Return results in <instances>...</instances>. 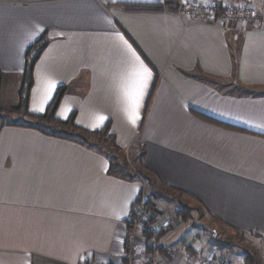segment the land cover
Segmentation results:
<instances>
[{"label":"crops","instance_id":"1","mask_svg":"<svg viewBox=\"0 0 264 264\" xmlns=\"http://www.w3.org/2000/svg\"><path fill=\"white\" fill-rule=\"evenodd\" d=\"M179 1L207 0H0V106L19 107L28 50L46 42L28 112L45 114L66 87L57 119L75 113L90 131L110 122L117 145L134 149L161 233L155 264H190L193 252L264 264V27L128 9ZM118 34L152 72L135 123ZM2 121L0 264H124L144 180L110 175L109 159L79 143Z\"/></svg>","mask_w":264,"mask_h":264},{"label":"trees","instance_id":"2","mask_svg":"<svg viewBox=\"0 0 264 264\" xmlns=\"http://www.w3.org/2000/svg\"><path fill=\"white\" fill-rule=\"evenodd\" d=\"M257 10H260V5L256 4ZM129 10L132 11H159L162 12L164 10L168 11H176V8L174 7V3L167 2L164 4L159 5H153V4H133L129 6ZM234 24V23H232ZM42 40L38 41L36 44H34L27 53L26 57V67L24 72V82L23 87L20 92V105L16 109H5L0 106V118L4 121H2V126L7 125H15V126H24L27 128L35 129L40 132H42L46 136L50 137H56L65 139L68 141L76 142L84 147L99 152L101 154H104L110 162V170L109 174L112 176H116L121 179L129 180V181H135V180H142L143 176L142 174L136 169L135 164L132 162H128L127 152L125 149H122L119 147L116 143V137L113 133H111V123L107 122V124L100 130L90 131L83 129L76 125V115L73 113L71 117L67 121H61L56 118L57 110L60 106V103L66 94V87H61L56 97L54 98L53 102L48 107L47 111L43 115H35L28 112V105L30 101V95L31 90L34 85V71L36 63L38 62L42 52L47 47V43L45 42L42 44ZM1 76H0V87H1ZM23 112L25 113V120L24 122H18V121H10L8 120L9 116L14 112ZM192 114L199 119L227 128L231 130H237L244 132L243 129L234 127L229 124L222 123L220 121H217L213 118L207 117L204 114L197 113L195 111H192ZM144 180V179H143ZM142 180V181H143ZM143 190H141L140 195L138 196V199L136 203H139L141 199V193ZM147 195V202L146 205L149 207V196ZM182 208L181 211L190 213L192 209L190 208ZM150 209V208H149ZM179 215V214H178ZM184 220H188L187 217H182ZM151 221H149V225H151ZM161 236V233H154L152 230V233L149 234V238L155 237L156 241ZM158 242V241H157ZM159 250V244L158 249L156 253H158ZM151 250L148 249L147 253H150Z\"/></svg>","mask_w":264,"mask_h":264},{"label":"built area","instance_id":"3","mask_svg":"<svg viewBox=\"0 0 264 264\" xmlns=\"http://www.w3.org/2000/svg\"><path fill=\"white\" fill-rule=\"evenodd\" d=\"M259 2L260 10L256 4ZM177 13L191 22H208L223 24L234 23L238 26L254 25L264 27V0H237L236 3L221 5L219 0L179 1L174 3ZM141 199L133 211L125 237L124 264H141V250H151L145 253L148 264H155L158 242L155 237L149 238L153 228L149 225L150 209L146 205L147 192L145 184ZM190 264H236L228 254L209 256L201 252L188 255ZM88 264H94L92 262Z\"/></svg>","mask_w":264,"mask_h":264},{"label":"snow or ice","instance_id":"4","mask_svg":"<svg viewBox=\"0 0 264 264\" xmlns=\"http://www.w3.org/2000/svg\"><path fill=\"white\" fill-rule=\"evenodd\" d=\"M118 37L123 41L126 47V55H128V68L124 77L123 92L129 106V118L135 123L138 118L137 109L148 86V82L152 77V72L141 60L140 56L137 55L132 46L124 40L123 36H119L118 34ZM49 87L50 89L55 88V82H51ZM36 110L43 111V108ZM99 119L103 121L105 117L101 116Z\"/></svg>","mask_w":264,"mask_h":264},{"label":"rangeland","instance_id":"5","mask_svg":"<svg viewBox=\"0 0 264 264\" xmlns=\"http://www.w3.org/2000/svg\"><path fill=\"white\" fill-rule=\"evenodd\" d=\"M218 24H222V25H223V23H221V22H218ZM25 117H26V116H25V113L16 111V112L12 113V114L9 116L8 120L13 119L14 121L24 122V120L26 119ZM128 154H129L130 156H127V157H126L127 161H128V162H131V163L133 162V163L135 164V166H136V169H138V170H142V166H141L142 164L139 162V159L133 160L134 157H135V156H134V149H133L130 153L128 152ZM143 179H144V182L146 183V178L143 177ZM143 179H142V180H143ZM147 184H148V183H146V185H145V190H146V192H148ZM210 224H211V223H205L204 227L207 228Z\"/></svg>","mask_w":264,"mask_h":264}]
</instances>
